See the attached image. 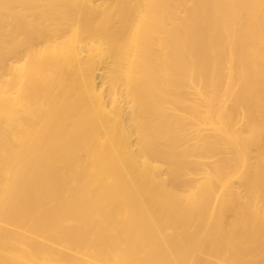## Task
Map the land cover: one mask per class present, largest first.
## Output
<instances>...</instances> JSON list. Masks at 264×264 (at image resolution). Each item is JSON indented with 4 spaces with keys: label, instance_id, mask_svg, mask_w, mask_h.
<instances>
[{
    "label": "bare ground",
    "instance_id": "1",
    "mask_svg": "<svg viewBox=\"0 0 264 264\" xmlns=\"http://www.w3.org/2000/svg\"><path fill=\"white\" fill-rule=\"evenodd\" d=\"M0 264H264V0H0Z\"/></svg>",
    "mask_w": 264,
    "mask_h": 264
}]
</instances>
